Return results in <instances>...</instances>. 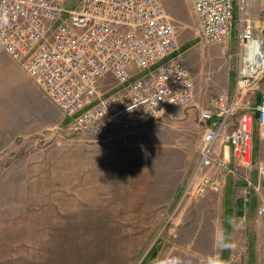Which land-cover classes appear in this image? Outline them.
I'll return each instance as SVG.
<instances>
[{"label":"rangeland","instance_id":"obj_1","mask_svg":"<svg viewBox=\"0 0 264 264\" xmlns=\"http://www.w3.org/2000/svg\"><path fill=\"white\" fill-rule=\"evenodd\" d=\"M161 2L173 20L195 97L157 122L107 142L80 134L19 65L27 75L21 79L25 95L51 102L54 110L35 108L31 118L22 112L19 134L0 143V264H192L189 234L211 236L224 205L243 200V172L220 171V193L179 204L200 157L201 114L212 98L234 91L237 31L227 43H206L191 0ZM242 6L251 20L264 18V0H235L236 17ZM263 94L264 76L240 106L254 107ZM254 144L255 163L264 164L259 130ZM229 166L236 169L231 155ZM250 177L264 184L256 170ZM196 211L192 221L199 229L189 230Z\"/></svg>","mask_w":264,"mask_h":264},{"label":"built area","instance_id":"obj_2","mask_svg":"<svg viewBox=\"0 0 264 264\" xmlns=\"http://www.w3.org/2000/svg\"><path fill=\"white\" fill-rule=\"evenodd\" d=\"M191 2L201 40L220 45L237 31V70L232 95L212 98L201 114L200 157L179 204L220 193V171L240 170L246 190L260 194L261 182L250 173L264 179V165L254 158L256 130L264 136V94L254 107L240 102L264 76V18L251 20L244 6L236 17L235 0ZM0 46L74 131L106 142L157 122L195 97L161 0H0Z\"/></svg>","mask_w":264,"mask_h":264},{"label":"crops","instance_id":"obj_3","mask_svg":"<svg viewBox=\"0 0 264 264\" xmlns=\"http://www.w3.org/2000/svg\"><path fill=\"white\" fill-rule=\"evenodd\" d=\"M26 77L20 66L0 46V143L19 134L21 115L35 116V108L53 111L49 102L30 101L22 87V77ZM28 95L29 92H28ZM38 101V102H37ZM263 164V163H262ZM264 165V164H263ZM264 184L261 193L244 189L243 200L234 206L228 203L222 208V219L211 236L189 234L185 244L190 246L192 264H264V215H259L264 199ZM257 202V203H256ZM196 213L187 221L189 230L196 221ZM177 238V237H176ZM175 238V239H176ZM163 244L165 242H162ZM181 244V240L175 241ZM184 244V243H183Z\"/></svg>","mask_w":264,"mask_h":264}]
</instances>
